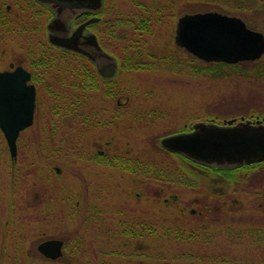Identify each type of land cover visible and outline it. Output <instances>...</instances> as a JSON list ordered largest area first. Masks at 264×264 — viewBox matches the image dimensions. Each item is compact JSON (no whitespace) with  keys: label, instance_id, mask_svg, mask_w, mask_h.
I'll return each instance as SVG.
<instances>
[{"label":"rangeland","instance_id":"obj_1","mask_svg":"<svg viewBox=\"0 0 264 264\" xmlns=\"http://www.w3.org/2000/svg\"><path fill=\"white\" fill-rule=\"evenodd\" d=\"M135 1L136 3L147 2L149 5H155V3L163 6L169 5L171 7L168 11L170 16L164 18L158 25L154 36L148 38L145 46L148 51L145 55H141L142 59L139 60L143 63V68L124 73L123 82L118 87L119 93L100 100L107 111H112L119 100L121 103L118 105L123 106L122 108L126 112L137 109H142L145 112L160 110L162 117L150 123L146 118L141 121V124H137L131 120L130 115H122L119 119H114L113 126H110L108 130L103 132L94 130L89 134V139L94 136L96 139H100L102 144L107 146L105 149L108 154L113 151V154L140 159L151 157L161 160V164L165 165V159L170 158L150 144L152 141L148 138V132L164 135L182 129L184 122H189L196 114L210 109H213L215 113L225 114L238 106L241 109L243 107L247 109L250 105L261 106L264 100V79L258 75H248L246 72L256 67V64H264V56L258 61L241 63L232 69L224 68L226 73L222 76H214L212 74L214 72L213 65L210 64H205L206 66L210 65L207 68L201 66V69H205V71L197 74L195 69L199 62H193L191 57L174 42L176 15L181 11L188 10L190 5L180 6L178 4L180 0H106L100 15L101 19L110 18L116 22L117 19L123 17V14L132 18V9L134 10L132 3ZM216 2L214 0H197L194 8L196 10L214 8L224 12H234L220 7ZM218 2L219 4L223 3L222 1ZM178 5L181 10L178 9ZM134 7L139 9L140 6L137 4ZM235 12L243 14L241 11ZM262 13L258 15L259 18L264 17ZM153 16L160 15L153 11ZM247 22L252 27L264 31V18L259 21ZM92 28L99 34L102 26L99 23ZM115 30L113 36L116 38L113 42L118 47L121 42H124L123 39L118 38L124 35L123 28L119 27ZM125 33H127L126 37H130L134 32L130 28ZM24 44L23 42V48ZM115 49L117 51L118 48ZM162 57L165 58L167 64L175 63L176 69H168L165 66L160 69H147V64L152 65L151 63H153L154 65ZM160 62L163 64V61ZM167 64L165 65L167 66ZM54 76L59 79L64 77L60 72H56ZM50 81L52 80L50 79ZM50 83L49 87L53 84ZM46 87L38 88L39 98L45 96L42 88ZM123 97H127V99L125 100ZM33 127V132L31 130L27 133L26 140L33 141L32 148L37 151L38 136L36 132L34 133L37 123ZM107 141H110L109 144L105 143ZM35 156L36 162L38 161L45 171L46 160L43 157L38 158L37 153ZM21 157L24 161L26 154H22ZM171 159L175 160L180 170L182 169L181 164L186 170L191 169L187 164L181 163L179 159ZM15 163L16 160L10 156L6 142L0 134V209L5 211L8 205L14 203L18 205L20 213L14 219V224L21 227L19 233L21 232L20 235L23 237V244L26 242L28 246V239L32 233V236H36L38 241L47 238H62L68 245L64 248L67 251L64 261L49 263L39 260L36 262L37 264H68V262L77 264L76 261H72L71 257H76L72 253L75 244L71 243V240L76 238L79 241L82 240V243L83 239L84 243L92 239L94 243L92 246L86 248L85 243L88 258L93 257L90 256L91 254L101 256L102 253L103 257L101 258L111 263L187 264L184 263L186 261L184 256L181 257V254L191 252L203 258L201 261L195 258L193 264H244L248 262L264 264V190L260 195L253 197H239L237 192L231 191L226 199L221 200L215 198L213 193L214 196L207 197V200L204 201L214 204L213 211L208 213V218L198 220L191 210L202 209L204 202L194 201V197L199 194L187 186L186 181L153 180L113 167V182L108 180L110 169L104 171L101 169L98 170L101 176L98 175L100 178L96 182L83 183L80 177L79 159H71L65 161L66 164L52 165L54 185L59 189H64L63 191L67 195L70 194L68 197L74 202V208H70L66 206L62 195L59 196L58 192L51 195L57 197L53 199L43 193V189L38 186L36 168L29 169V167H22ZM55 166L59 167V172L54 170ZM103 166L101 168H104ZM18 181L20 183L16 196L18 199L13 200L11 197L14 189L12 185L17 184ZM100 184L102 191H100L99 199L101 197L104 203L102 205L103 213L108 217L105 219L109 222L127 219L157 224L162 228L174 226L183 229L193 228L195 230L194 241L179 242L174 240L170 242L144 238L124 241L100 235L98 232H102L103 226L100 222L94 223L95 219L93 218L95 217L90 209L87 212L88 203L85 202L91 189ZM245 188L249 189L250 187ZM261 189L263 188L261 187ZM31 196L34 198L30 202ZM235 198L238 201H233ZM98 215L102 217L101 212H98ZM210 216H212V221H210ZM3 218L2 216L1 219L3 220ZM200 225H205L210 231L209 238L205 241H202L203 233L200 235L199 232ZM210 237L211 240L208 242ZM84 257V255H81V259L78 257V264H86L87 259ZM206 257L213 260H205Z\"/></svg>","mask_w":264,"mask_h":264},{"label":"trees","instance_id":"obj_2","mask_svg":"<svg viewBox=\"0 0 264 264\" xmlns=\"http://www.w3.org/2000/svg\"><path fill=\"white\" fill-rule=\"evenodd\" d=\"M214 1L224 2L225 0ZM138 5L140 6L139 9L132 6L134 8V10L132 9L133 13H131L132 18L123 14V17L119 18L120 20L116 22L107 18L101 19L102 21L93 24V26H95L100 23L102 29L98 36L101 45L108 52L112 54L115 53L119 60L118 72L116 76L110 80L100 78L93 65L86 58H75L70 54L59 55L51 50L35 47L32 45V40L26 37L29 36L28 33L24 34L22 37L26 49H29L34 57L40 55L45 59H49L47 60L48 62L42 63V66L53 67L52 71H55H53L52 75V86L49 87L50 83L46 88H42L45 92V96L39 98L40 95L38 93L39 96L36 109V134L38 136V141L36 153L38 158L43 157L46 160L47 168L44 171L43 166L37 161L35 173L37 172L36 177L38 186L43 189V193L47 194L50 199H53L57 197L51 195H55V193L58 192L59 196L62 195L67 207L74 208V202L68 197L70 194L67 195V193L63 191L64 189H59L58 186L54 185L52 165L56 163L66 164L65 161L78 159L80 146L79 139L82 136L83 128L89 133L94 132V130H101L103 132L109 129V123L111 120L114 122V119H119L122 115L126 114L130 115L131 120L137 122V124H141V121H144L146 118L150 123L162 117L160 110L158 112L156 110H148L145 112L142 109H137L131 112H126L124 108L114 106L112 111H107L103 106V102L100 100L102 98H109L110 96L113 97L119 93L118 87L119 84L123 82L122 76L124 73L143 68V63L139 60L142 59L141 55H145L148 51L147 47H145L148 38L154 36L158 25L164 18H169L170 16L168 11L171 7L169 5L163 6L158 3H155V5H149L147 2H141L138 3ZM153 11L160 16H153ZM117 27L123 28L124 35L118 37L124 40V42H121V45H119L121 47H117L113 42L114 38H116V36H113V33L116 32L115 29H118ZM130 28L133 29L134 33H132L130 37H126L125 34L127 33L125 32ZM115 48H118L117 51ZM159 61H163V64L161 62L159 63ZM159 61H156L154 65L153 63H151L152 65L147 64V69H160L164 68V66L168 69H176L175 63L172 62L167 64L164 57L160 58ZM165 64H167V66ZM212 65L214 71L212 74L214 76H222L226 73L224 68L229 67V69H232L236 66L227 65L225 63H214ZM201 66L205 68L209 67L199 62L195 69L197 70V74L205 71V69H201ZM56 71L60 72L61 75L63 74L64 77L62 76V78L59 79L57 76H54ZM246 74L258 75L260 78L264 79V64H256V67L251 68ZM84 123L86 124L85 127L83 126ZM147 135L149 140L152 141H150V144L154 146L156 150L163 154L165 153L170 159H165V165H163L159 159L149 157L146 158V161V159L133 157L132 165L123 167V169L128 170L132 174L142 175L150 179L152 178L153 180H160V178H163L169 181L178 179L176 177L177 172L184 174V172L188 171L182 166V164L180 165L182 167L180 170V167L176 165L175 160L171 158L179 159L181 163H185L188 160L179 154L166 151L159 146L157 139H159L162 134L149 131ZM153 138L154 140H152ZM114 162L115 161H113V165ZM144 164L147 166L144 167ZM218 169L228 171L232 168ZM171 176L174 177L172 178ZM180 181L184 182V180ZM100 191H102L101 184L96 187L94 186V188L91 189L89 196L87 195L85 201L88 203L87 212H89L90 209L95 217L93 218L95 219L94 223L100 222L103 226L102 232H98L100 235L113 237V239H122L124 241H131L137 238L149 240L158 239L170 242H173L174 240H178L179 242L194 241L195 230L193 228L183 229L178 226L162 228L158 227L157 224L143 222L141 220L130 221L127 219H117L116 221L109 222V220L105 219H108V217L104 216L105 214L103 213L104 209L102 205L104 203L102 202L101 197L99 199V194H101ZM212 206H214L213 203H203L202 211L204 217H206V214L213 211ZM98 212L102 213V217L98 215ZM252 230L254 231V229ZM199 232L200 235L203 233L202 241L209 238L208 234L210 231H208L205 225L199 226ZM210 240L211 237L208 242ZM71 243L75 244L72 248V253L76 256L75 258H73L74 256H71L72 261H76L77 264L79 262L78 257L81 259V255H84V259H87L85 261L86 264H120L104 260L101 258L103 257L102 253L101 256L99 254H91L90 256L93 257L88 258L86 255V248L94 244L92 239L87 243L85 242L87 245L86 248L84 239L83 243L82 240L79 241L77 238L71 240ZM66 245L67 244L65 243L64 248H66ZM66 254L67 251L65 249L60 261L65 260ZM183 256L186 261L184 263L187 264H193L192 262L195 258L199 261L203 260V258H200L191 252L186 254L182 253L181 257ZM205 260L209 261L213 259L206 257ZM68 264L70 263L68 262Z\"/></svg>","mask_w":264,"mask_h":264},{"label":"flooded vegetation","instance_id":"obj_3","mask_svg":"<svg viewBox=\"0 0 264 264\" xmlns=\"http://www.w3.org/2000/svg\"><path fill=\"white\" fill-rule=\"evenodd\" d=\"M133 3L132 6H137L138 4L136 1ZM178 4L180 6L183 4L190 5L188 10L181 11L179 14L177 13L176 16L178 17L186 12L191 13L197 11L196 8H194L197 4V0H180L178 1ZM216 4L220 7L222 6L233 10L234 13H229L241 16L244 21H259L261 18H264L258 17V15L264 11V0H225L220 4L217 1ZM179 5L178 9L181 10ZM235 11H241L243 14ZM100 15L101 9H78L73 12L69 18H61L59 21H67L69 34L77 24L90 17H99V19L96 20L99 21L101 18ZM262 15H264V12ZM55 16L56 11L53 7L38 0H0V72H12L16 68L24 70L28 73L26 85L33 86L35 90V105L32 123L19 131L16 138V154L13 157L17 164H20L22 167H29V169L37 166L35 156L36 151L32 148L33 141L26 140V136L29 131L32 130L33 132V126L36 123L38 88L48 86L51 82L50 79L52 80L54 70L52 71L53 67L42 66V63L48 62L47 60L49 59H45L40 55L34 57L32 52H30L29 49H26L25 45L23 48L22 37L24 34L28 33L29 36L26 37L32 40V45L35 47L48 49L59 55L70 54L75 58H83V56H81L82 54H79L78 52L61 48L49 42L48 23L52 21ZM117 20L119 21V19ZM88 31L96 34L99 41L98 32L91 28V24L86 26L84 33ZM187 54L191 57L193 62H198L199 59L197 57L189 53ZM201 63L212 64L211 62L207 63L203 61H201ZM241 63L244 62H238L237 64L239 65ZM261 104L262 105L259 107H253L250 105L247 109L244 107L241 109L240 106L237 108L234 107L232 111L225 114L215 113L213 109H210L201 112L200 114H196L191 121L182 124V129L176 131H189L192 129V124L198 121L214 122L217 124L227 122L228 120H232V123L249 121L251 123L264 125V100ZM109 125L113 126V120L110 121ZM83 126L85 127L86 124L84 123ZM36 130L37 129L35 128L34 133ZM0 134L6 142L1 128ZM89 134L91 133L86 132L83 128L78 157L80 163V177L83 183L96 182L101 176L98 173V170L101 169L102 171L110 169L111 173L108 180L111 182H113V167H117L126 172L128 171L123 169V167L131 166L133 157L124 156L122 154H113V151L108 154L107 149H105L107 146H105L104 143L102 144L100 139H96V136L89 139ZM109 142L110 141H107L105 143L109 144ZM22 154H26L24 161H22ZM113 161H115L114 165ZM185 164L191 168L186 173L188 176L181 172H177L176 177L180 180L186 181L188 184L187 186H190L196 191V194H199V196L194 197V201H197L198 203L200 201L204 202L207 200V197L211 198L210 196L214 195L216 196L215 198H219L220 200L226 199L231 191L234 193L237 192L236 194L239 197H253L255 195H260L261 191L264 190V161L243 164L228 171L192 162H185ZM102 165H104V168H101ZM145 166L147 165L144 164V167ZM178 179H175L174 181H180ZM164 180L165 179L160 178L159 181ZM19 185V181L17 184L14 183V185H12L14 188L11 193L13 200L18 199H16V196L18 195ZM245 187L250 188L246 189ZM261 187L263 189H261ZM33 198L32 196L30 197V202L33 201ZM233 201H238V199L235 198ZM191 212H193L194 217L198 220L208 218V214H206V217L203 216L204 213L202 209H192ZM0 213L4 217L2 220V216L0 215V264H37L36 262L39 260L49 263L60 261L63 256L64 239L58 238L62 240L61 256L55 259L46 257L39 252L37 248L39 242L43 240L38 241L36 236H32V233L28 239V246L25 241L24 244L22 243L23 237L20 235L21 232L19 233L21 227L14 224V219H16L20 213L18 205H15V203L8 205L5 211L0 209ZM210 218V221H212V216H210ZM24 238L26 239V237Z\"/></svg>","mask_w":264,"mask_h":264},{"label":"water","instance_id":"obj_4","mask_svg":"<svg viewBox=\"0 0 264 264\" xmlns=\"http://www.w3.org/2000/svg\"><path fill=\"white\" fill-rule=\"evenodd\" d=\"M53 7L56 16L48 23V40L61 48L78 52L91 60L104 78L117 70V59L105 51L86 26L98 20L90 17L77 24L68 34L67 21L78 9L99 10L103 0H38ZM174 42L193 56L206 62L236 63L257 60L264 54V34L246 26L238 16L215 10L184 13L178 17ZM28 73L16 68L0 72V128L11 156L16 153L20 130L32 123L35 90L27 86ZM125 100L127 97H123ZM118 103H121L118 100ZM123 103V102H122ZM160 145L185 158L216 168H232L264 160V125L232 120L222 125L196 122L189 131L176 132L160 138ZM58 170V168H57ZM62 241L47 239L38 250L49 258L61 255ZM260 264V263H246Z\"/></svg>","mask_w":264,"mask_h":264},{"label":"bare ground","instance_id":"obj_5","mask_svg":"<svg viewBox=\"0 0 264 264\" xmlns=\"http://www.w3.org/2000/svg\"><path fill=\"white\" fill-rule=\"evenodd\" d=\"M238 62H242V61H238ZM214 123V122H213ZM223 123H220V125H222ZM232 124H234V123H232Z\"/></svg>","mask_w":264,"mask_h":264}]
</instances>
